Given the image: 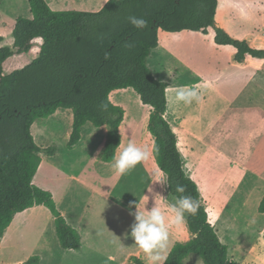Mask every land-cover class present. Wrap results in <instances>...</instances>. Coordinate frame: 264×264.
<instances>
[{
  "label": "trees",
  "instance_id": "obj_1",
  "mask_svg": "<svg viewBox=\"0 0 264 264\" xmlns=\"http://www.w3.org/2000/svg\"><path fill=\"white\" fill-rule=\"evenodd\" d=\"M27 1L32 17H17L12 47H0V237L17 213L44 205L54 219L60 247L79 246L80 234L61 214L51 192L33 183L41 153L53 155L56 149L36 144L30 128L36 119L59 108L70 109L72 128L67 145L78 143L86 123L106 126L99 156L102 161H112L121 142L124 109L111 102L109 95L132 88L150 107L146 128L158 149L152 148L158 168L167 174L169 194L182 195L175 187L183 185L184 194L200 202L195 216L186 214L190 238L173 244L165 264H184L190 254L199 256L203 264H240L228 256L227 246L209 221L199 187L185 168L178 138L166 117L169 83L154 76L147 60L158 46L159 30L207 34L212 29L215 44L235 49L236 62H243L246 56L264 61V48L252 47L217 25L218 0H108L96 12L52 10L45 0ZM132 15L147 20L148 27L134 28L127 19ZM35 38L42 40L37 56L4 74V62L29 52ZM105 52L111 54L110 59H104ZM258 210L264 213V197ZM38 261V256H32L23 264ZM125 264L144 262L132 255Z\"/></svg>",
  "mask_w": 264,
  "mask_h": 264
},
{
  "label": "crops",
  "instance_id": "obj_2",
  "mask_svg": "<svg viewBox=\"0 0 264 264\" xmlns=\"http://www.w3.org/2000/svg\"><path fill=\"white\" fill-rule=\"evenodd\" d=\"M45 1L52 10L89 12L99 11L106 3V0ZM245 3L246 0H218L215 15L217 25L224 26L228 22V18L233 17L232 10L234 8L240 10V7H243ZM19 16L32 17L27 0H0V17L8 19V22L2 21L4 19L0 20V37L2 38L0 47L4 43V29L8 27L7 31L12 34L15 20ZM177 33H186L201 38L214 36L212 29H209L207 34L194 31ZM159 36L158 31V40ZM32 43L33 46L27 53L36 57L42 40L35 38ZM159 46L160 41L156 48ZM22 54L26 53L16 55L21 56ZM207 65L208 71L213 70L212 64ZM227 65L234 70L226 76L224 82H237L238 88L235 95L238 96L237 98H245L247 102L243 106L237 105L236 110L240 111L237 118H240L239 116L244 118L245 116L258 132V137L253 143L255 146L253 150L248 151L243 146H234L229 143L227 129L225 136H221L220 143L216 145L218 150H214L211 145L205 143L207 132L204 135H197L187 127L188 118L185 112L187 105L183 102H173L176 112L171 113L170 93L167 90L166 117L167 119L169 116L175 117L176 121L172 128L178 138V147L185 168L199 187L209 221L214 226L220 241L227 246L228 256L240 264H264L262 260L264 259V236L260 240L261 237L256 235L249 236L245 231L235 230V227L241 225L260 227L259 232H264V213L258 210L259 203L264 197V138H259V134H264V61L246 56L243 62H236L233 59V63H227ZM168 87H171L170 84ZM172 95L174 97V93ZM149 112L150 109H146L143 128L147 127ZM228 123V121L225 122L226 128H228ZM124 127L125 110L124 118L119 127L121 142L114 159L119 156L124 146ZM99 128L106 136V126ZM130 130L131 128H128L125 134L129 133ZM177 131H180V134ZM68 135L69 131L67 140ZM81 142L82 135L74 148ZM181 144L185 148L183 151ZM148 145L152 150V143L151 145L148 143ZM99 147L96 157L92 159L89 166H84L83 163L80 172L76 173L72 170L69 175L67 173L68 182L65 186L57 188H53L52 184L39 186L51 192L61 214L68 224L78 231L81 236L79 246L76 249L61 248L51 213L44 205H35L17 213L0 237V264H23L32 256L39 257L38 263L35 264H125L132 255L141 258L143 252L134 245V240L130 236L125 239L124 234L130 230L129 226L134 220V217L129 215V211H135V206L132 203L136 201L138 204L143 197L140 198L138 195L137 198L133 197L131 194L134 190L129 189L130 187L124 188L125 196L117 195V186H111L110 182L109 186H106L108 188L96 186L95 179L98 178V172L110 173L114 163V159L109 162L100 160L99 153L103 147L102 144ZM149 147L146 145L148 152ZM210 152L214 156L213 158L220 156L222 166L223 164L232 165L231 162L236 157L245 159L248 166L243 164L240 167L242 171L238 174L233 167L228 166H226V172L223 173L222 171L220 175L211 173L212 156H210ZM45 155H41L33 183L43 167ZM55 155L54 152L53 155L47 156L53 159ZM148 159L151 160L149 155ZM106 180L107 178L103 177V182ZM134 189L138 190L137 188ZM163 195L169 202H174L171 201L169 192L165 189ZM83 198H87L85 205L82 204ZM130 205H132L131 208ZM244 214L246 218H243ZM186 230L188 228L187 225L185 227V224L169 228L168 252L173 244L179 241V235L184 237L182 238L185 239L184 241L190 238L191 235ZM27 239L29 244H26ZM260 261L261 263H259ZM144 264H150L148 258Z\"/></svg>",
  "mask_w": 264,
  "mask_h": 264
},
{
  "label": "rangeland",
  "instance_id": "obj_3",
  "mask_svg": "<svg viewBox=\"0 0 264 264\" xmlns=\"http://www.w3.org/2000/svg\"><path fill=\"white\" fill-rule=\"evenodd\" d=\"M240 8V10H236L237 8L232 10L233 17L228 18V22L222 27L234 38L245 39L252 47L264 48V0H246L245 5ZM2 19L4 18L0 17V20ZM2 21L8 22V19ZM7 28L3 31L5 36L3 46L12 47V34L7 31ZM159 34L160 46L152 51L151 57L147 60V65L154 76L167 81L172 88L178 86L195 87L202 97L200 102L193 101L191 105L186 106L187 127L197 135H204L207 132L205 143L211 145L214 150H218L216 145L220 143L221 136H225L226 129L229 133L227 134L229 143L234 146H243L248 151L253 150L255 147L253 143L258 137V132L248 118L245 116L244 118L242 116L237 118V114L240 112L236 110L237 105L243 106L247 102L245 98H237L238 96L235 95L238 88L237 82H224L226 76L234 70L227 63H233L235 49L232 46H217L214 43L213 35L212 38L210 36L201 38L186 33H168L163 30H159ZM34 58L35 56L31 53L11 56L4 63L3 73L9 74L13 70L22 68ZM208 62L213 65V70L208 71L206 69ZM169 69H174L170 77L167 74ZM170 96L173 97L172 93L169 94V98ZM110 100L125 110L124 146L132 142L140 147H146V145L149 147L148 143L151 145L152 138L147 129L143 128L145 112L146 109H150L149 106H145L141 102L138 94L132 88L114 90L110 94ZM170 103L171 113H175L176 109L173 102ZM168 119L171 126L175 124V117L169 116ZM226 121L229 122L228 128L225 127ZM71 128L72 111L65 108H59L54 114L36 119L33 122L30 131L36 144L44 148L53 146L56 149V155L53 159L41 153L45 156L43 157V167L34 182L37 186L50 184L53 185V188L65 186L68 182L67 173L69 175L72 170L76 173L80 172L83 163L84 166H89L92 159L96 157L99 146L101 144L104 146L106 136L103 135L102 129L96 128L90 123H86L82 127V142L75 148L68 146L67 133L69 131L70 135ZM128 128L131 130L125 134ZM177 133L180 134V131ZM259 138L263 139L264 134H259ZM250 139L252 141H249ZM181 147L182 151L185 150L183 144ZM149 148L151 160L147 157L123 176L116 175L113 169L107 174L98 172V178L95 179L96 186L98 188L106 187L109 186L110 182L111 186H117L116 192L120 196H125L124 188L130 187L129 189L134 190L131 195L136 198L137 195L140 198L144 195H151L148 192L149 187L154 192L161 194H163L164 189L168 191L166 186L153 182L154 176L160 170L151 147ZM209 154L212 156L211 173L220 175L222 171L223 173L226 172V166H228L233 167L238 174L241 173L242 168L240 167L243 164L248 166L245 159L241 158V160L238 157L232 160V165L223 164L222 166L220 156L213 158L212 153ZM67 163L69 164L67 165ZM232 175L234 177V174ZM103 177L107 178L106 182H103ZM169 195L171 201H175V197ZM142 201L138 202L137 205L139 206ZM153 203L154 201L150 199L147 207H151ZM82 204H87V198L82 199ZM245 214L243 218H246ZM235 230L245 231L249 236L256 235L261 237L260 240L264 236V232H259L260 227L240 225L235 227ZM186 231L189 233L188 230ZM179 236L178 242H183L185 239L182 238L184 237ZM32 240L31 243H33ZM26 244H29L28 239ZM140 259L145 262L147 256L143 253ZM262 260L264 261V259ZM201 261L199 256L190 254L184 260V264H201Z\"/></svg>",
  "mask_w": 264,
  "mask_h": 264
},
{
  "label": "clouds",
  "instance_id": "obj_4",
  "mask_svg": "<svg viewBox=\"0 0 264 264\" xmlns=\"http://www.w3.org/2000/svg\"><path fill=\"white\" fill-rule=\"evenodd\" d=\"M127 19L136 29L148 27V21L142 17L132 15ZM110 55L109 52H105L104 59H110ZM173 72L174 69H169L168 76L170 77ZM166 90L169 93H174V97L170 96L169 98L170 102H183L185 105H191L193 101L200 102L202 99L200 92L195 87H167ZM101 107L106 106L101 105ZM152 148L153 151H158L154 143ZM148 155L149 152L146 147H140L129 142L123 146L119 156L114 159L112 168L116 175L123 176L147 159ZM153 182L168 187L167 174L159 171L154 176ZM185 191L183 185H176L175 192L182 195L176 197L174 202H169L163 194L154 192L149 187L148 192L151 195H144L139 206L133 202L135 211H129V215L133 216L134 220L129 226L130 230L124 234V238L127 239L130 236L134 240V245L147 256L150 264H165L168 259L169 228L186 224V214L195 216L200 209V202L190 194L185 195ZM150 199L154 203L151 207H147ZM131 206L129 207L131 208ZM201 264H203L202 261Z\"/></svg>",
  "mask_w": 264,
  "mask_h": 264
}]
</instances>
